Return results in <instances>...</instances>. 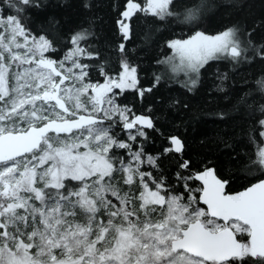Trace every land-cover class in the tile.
I'll return each mask as SVG.
<instances>
[{
    "label": "snow or ice",
    "instance_id": "6c2138e0",
    "mask_svg": "<svg viewBox=\"0 0 264 264\" xmlns=\"http://www.w3.org/2000/svg\"><path fill=\"white\" fill-rule=\"evenodd\" d=\"M41 7L42 0H0V264H264V147L237 160L248 185L232 194L215 167L193 171L179 137L118 102L128 91L142 100L162 81L194 92L210 61L264 65V44L236 26L199 30L209 0H128L118 21L125 39L137 13L187 27L166 39L171 55L158 59L162 70L143 88L123 43L113 75L87 45L88 29L62 40L51 20L35 31L28 14ZM242 91L241 118H255L264 144V103L258 118L252 111L257 96L264 101V72ZM157 136L168 143L151 153ZM173 153L181 155L170 185L160 163Z\"/></svg>",
    "mask_w": 264,
    "mask_h": 264
},
{
    "label": "trees",
    "instance_id": "16d2710c",
    "mask_svg": "<svg viewBox=\"0 0 264 264\" xmlns=\"http://www.w3.org/2000/svg\"><path fill=\"white\" fill-rule=\"evenodd\" d=\"M127 2L42 0L43 7L29 12V23L35 31H39L41 27H51L49 22L55 20L54 34L62 40H67L76 31L88 29L92 36L86 42L87 45L90 50L99 52V62H108L113 75L119 70L121 53L118 46L123 43L126 58L138 65V87L148 88L153 84V74L162 70L158 59L171 55V50L165 46L166 39L173 37L174 33L178 37L182 27L187 33V27L172 25V28H167L164 22L151 15L137 13L129 22L130 38L125 39L118 21L123 19L121 13L126 9ZM135 2L143 6L146 0ZM85 3L90 7L85 8ZM209 3L214 7L199 30L205 31L207 35H216L226 27L236 26L240 28L244 39L251 33L256 45L264 44V0H209ZM62 54L61 51L55 55L62 58ZM206 67L201 84L194 92L162 81L152 93L146 92L142 100L138 93L128 91L118 97V102L134 106L138 113L151 115L165 136L179 137L184 144L183 158L192 161L193 171L202 170L206 165L215 167L218 176L228 181L226 192L234 194L243 191L248 185V179L244 178L246 173L242 172V164L237 160L244 161L255 155L258 146L264 147L261 138L253 131L255 118H241L238 109L242 90L253 88L264 72V65L255 63L234 68L228 61L221 60L210 61ZM91 75L94 82H103L98 71H93ZM261 103L264 101L257 96L252 105L256 118L259 117ZM218 112L228 113L229 118L223 121L217 119L215 114ZM250 134L255 136V142L249 139ZM167 143V140L157 136L155 145L148 146V151L157 153ZM233 148L239 152L238 157ZM179 159L180 155L175 153L161 158L160 167L170 185L174 183ZM175 191L181 189L177 187ZM245 238L238 236V239Z\"/></svg>",
    "mask_w": 264,
    "mask_h": 264
},
{
    "label": "water",
    "instance_id": "95a60500",
    "mask_svg": "<svg viewBox=\"0 0 264 264\" xmlns=\"http://www.w3.org/2000/svg\"><path fill=\"white\" fill-rule=\"evenodd\" d=\"M179 155H181V154H179ZM235 194V193H234ZM205 208L207 207V206H205V205H203ZM238 238V237H237Z\"/></svg>",
    "mask_w": 264,
    "mask_h": 264
},
{
    "label": "rangeland",
    "instance_id": "374dc122",
    "mask_svg": "<svg viewBox=\"0 0 264 264\" xmlns=\"http://www.w3.org/2000/svg\"><path fill=\"white\" fill-rule=\"evenodd\" d=\"M11 75V74H10ZM182 78V77H181ZM116 91H118V90H116ZM241 237H245V236H241Z\"/></svg>",
    "mask_w": 264,
    "mask_h": 264
}]
</instances>
